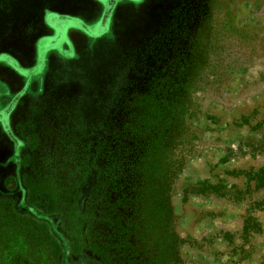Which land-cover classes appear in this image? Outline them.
Segmentation results:
<instances>
[{"label":"rangeland","instance_id":"374dc122","mask_svg":"<svg viewBox=\"0 0 264 264\" xmlns=\"http://www.w3.org/2000/svg\"><path fill=\"white\" fill-rule=\"evenodd\" d=\"M181 90L177 257L264 264V0H0V120L19 137H2L0 264H102L76 214L108 208L100 180L117 194L132 112Z\"/></svg>","mask_w":264,"mask_h":264},{"label":"trees","instance_id":"16d2710c","mask_svg":"<svg viewBox=\"0 0 264 264\" xmlns=\"http://www.w3.org/2000/svg\"><path fill=\"white\" fill-rule=\"evenodd\" d=\"M189 83V78H176L173 87L184 89ZM190 95L184 90L170 91L161 94L160 102L151 95L147 100L153 102L152 107L132 112L126 136L118 142L121 154L111 157L106 171L117 194L111 196L106 191L109 181L100 180L103 196L96 201H102L105 194L108 208L99 207L93 213L88 208L76 214L81 247L92 250L102 264H181L168 194L181 168L176 152L177 144H182L179 132L186 136L191 131L179 119L189 107ZM114 198L117 201L109 203ZM92 226H99L100 231L92 233ZM46 233L51 234L49 229Z\"/></svg>","mask_w":264,"mask_h":264},{"label":"crops","instance_id":"0c3cea01","mask_svg":"<svg viewBox=\"0 0 264 264\" xmlns=\"http://www.w3.org/2000/svg\"><path fill=\"white\" fill-rule=\"evenodd\" d=\"M14 134L13 130V120L12 117L9 115L6 119L0 120V151L4 146V142L2 140V137L6 135V137L9 140V144L14 147L15 143L13 140L12 135Z\"/></svg>","mask_w":264,"mask_h":264},{"label":"flooded vegetation","instance_id":"af4514ba","mask_svg":"<svg viewBox=\"0 0 264 264\" xmlns=\"http://www.w3.org/2000/svg\"><path fill=\"white\" fill-rule=\"evenodd\" d=\"M12 120H13V130H14V134L12 135V137H13V140H14V143H15V145H14V147H13V149H14V148L18 147L19 137H18V134H17V132H16L15 119L12 118ZM15 156H16V155H15ZM14 158H15V157H14Z\"/></svg>","mask_w":264,"mask_h":264}]
</instances>
